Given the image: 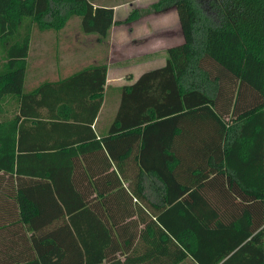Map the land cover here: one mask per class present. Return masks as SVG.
<instances>
[{
  "label": "trees",
  "instance_id": "16d2710c",
  "mask_svg": "<svg viewBox=\"0 0 264 264\" xmlns=\"http://www.w3.org/2000/svg\"><path fill=\"white\" fill-rule=\"evenodd\" d=\"M170 8L184 41L98 134L107 63L26 77L34 34L80 17L107 40L114 8L0 0V264H264V0H158L125 21Z\"/></svg>",
  "mask_w": 264,
  "mask_h": 264
},
{
  "label": "crops",
  "instance_id": "0c3cea01",
  "mask_svg": "<svg viewBox=\"0 0 264 264\" xmlns=\"http://www.w3.org/2000/svg\"><path fill=\"white\" fill-rule=\"evenodd\" d=\"M95 5L112 6L114 8L115 20H125L134 9H144L152 3L158 1H142V0H118L117 2H111L110 0H91ZM178 16V20H177ZM66 27V26H65ZM60 30H49L43 33L34 34L31 41V50L33 44L36 42H45L51 44L55 49L62 51V48L67 42V28ZM82 34L83 31L79 29ZM94 36L96 39H92L93 47L89 50L92 51L90 56L95 52L103 53L100 57L97 56V61L85 64L83 66H74L68 72L62 71L64 69L63 61H59L60 54L56 53V59L59 61L56 65V75L46 76L35 74L33 79V85H28L29 70H30V55H29V70L26 77V87L28 90L34 88L42 81L50 80L55 81L61 78L67 77L70 74L94 64L107 63L108 74L106 82V93L103 106L97 116L96 124L93 125L98 134L106 133L113 122L119 104L121 101V88L125 85L133 84L142 73L151 70H142V67L147 63L153 61V63L159 62L157 67L163 66L167 59V50L176 44L184 41V35L181 28L178 12L175 8H170L165 11L153 12L150 14H143L134 21L128 23H115L111 29L109 39L101 40L95 34H84ZM49 36L50 38H46ZM44 38V39H43ZM82 43V44H81ZM73 44L79 48L83 45L81 38H75ZM104 47L109 48L108 54L104 53ZM122 56L117 63H114L112 59L116 56ZM156 68V67H154ZM152 68V69H154ZM128 145V144H127ZM133 177L130 176L125 185L128 186L129 181H132ZM131 191L130 188H128ZM137 203L138 210L150 211L151 208L145 201L134 199ZM124 258V257H122ZM189 260V259H186ZM184 260L181 264H183Z\"/></svg>",
  "mask_w": 264,
  "mask_h": 264
},
{
  "label": "rangeland",
  "instance_id": "374dc122",
  "mask_svg": "<svg viewBox=\"0 0 264 264\" xmlns=\"http://www.w3.org/2000/svg\"><path fill=\"white\" fill-rule=\"evenodd\" d=\"M111 2H117L118 0H110ZM143 1V0H142ZM144 1H154V0H144ZM129 17V16H128ZM127 17V18H128ZM126 18V19H127ZM125 19V20H126ZM125 20H122V23H128ZM136 20V19H134ZM132 20V21H134ZM178 20V16H177ZM131 22V21H129ZM68 32L66 37V44L61 47L62 51L58 49H55L51 44L45 43V42H36L33 44V49L31 50L30 55V70H29V81L28 85H33L34 82V75L40 74V75H56V65L59 63V61H63L64 69L62 71L68 72L71 69H73L74 66H83L85 64L97 61V56L100 57L103 53L101 52H95L92 56H90V53L92 51L89 50L90 47H93L92 39H96L94 36L84 35L80 32L79 29H81V23H80V17H73L66 25ZM46 38H50L49 36H46ZM81 38L83 41V45H80L79 48L73 44L74 39ZM44 39V38H43ZM82 44V43H81ZM109 48L104 47V53L108 54ZM56 53L60 54V59H56L55 56ZM120 59H122V56H116L112 59L114 63H117ZM121 61V60H120ZM157 63H153V61L147 63L142 67V70L152 69L154 67H157ZM33 80V82H32ZM183 264H195L191 260H186Z\"/></svg>",
  "mask_w": 264,
  "mask_h": 264
}]
</instances>
